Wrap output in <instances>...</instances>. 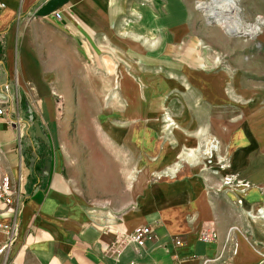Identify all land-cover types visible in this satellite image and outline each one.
I'll use <instances>...</instances> for the list:
<instances>
[{
  "label": "rangeland",
  "instance_id": "rangeland-1",
  "mask_svg": "<svg viewBox=\"0 0 264 264\" xmlns=\"http://www.w3.org/2000/svg\"><path fill=\"white\" fill-rule=\"evenodd\" d=\"M184 1L194 12L190 26L176 32L179 40L171 38L169 28H158L152 19L156 15L132 24L133 35H148L131 37L132 58L116 45L98 50L68 40L48 22L30 27L31 35L42 38L38 47L43 60L54 66L55 81L63 83L61 97L53 95L56 118L47 132L54 137L56 153H63L61 171L71 195L95 219L120 215L135 205L141 186L194 166L208 175L213 200L223 204L232 226L255 253L248 264H264V220L251 217L264 208V200L244 204L248 188L257 183L264 192V185L255 174L243 180L238 173L244 169L234 160L239 146L251 143L253 135L260 139L246 157L250 164L264 158V25L256 37L228 33L197 7L206 0ZM251 7L252 12H238L244 23L264 17V0H254ZM176 17L183 21L187 14ZM136 26L140 29L134 33ZM46 39L53 44H44ZM191 45L195 60L185 53ZM30 129L42 144L33 125ZM27 140L23 138L24 146ZM216 140L215 150H220L210 166L204 155ZM231 238L236 254L239 242Z\"/></svg>",
  "mask_w": 264,
  "mask_h": 264
},
{
  "label": "crops",
  "instance_id": "crops-1",
  "mask_svg": "<svg viewBox=\"0 0 264 264\" xmlns=\"http://www.w3.org/2000/svg\"><path fill=\"white\" fill-rule=\"evenodd\" d=\"M48 1L0 0L4 4L0 8V87L15 97L12 114L19 113L23 119L19 129L0 116V180L4 174L10 176L18 201L17 212L12 210L17 202L11 208L0 201V264H248L253 261L255 253L246 238L236 230L230 231L233 217L226 214L220 201L213 200L205 181L209 179L206 173L185 165L176 177L141 186L133 207L100 221L71 195L68 179L61 171L63 153L61 150L56 153L54 137L47 132L56 118L54 96L62 90L63 83L55 81L54 66L43 60L38 47L43 44L42 38L31 35L30 27L48 22L49 28L54 27L68 40L98 50L103 44L116 45L132 58L131 37L140 40L148 36L133 35L130 28L133 23H141L145 16L149 19L150 14L156 15L152 19L158 28H169L171 38L179 40L176 32L190 26L193 7L184 0H69L57 8L62 13L58 20L53 14L37 15ZM253 2L240 0L241 9L252 12ZM180 12L187 14L183 21L177 20ZM138 29L140 26H136L134 33ZM47 41L44 44H53ZM185 53L187 58L196 59L192 45ZM34 114L39 115L35 119L42 123L48 136V141L43 140L42 144L38 138L31 137L29 119ZM25 137L28 140L24 146ZM259 139L253 135L251 143L239 146L241 152L236 153L234 160L238 169H244L238 173L244 175L243 180L255 174L256 181L264 185V158L250 164L246 157L247 150L254 148ZM44 153L52 159L49 172H44ZM254 184L256 187L248 188L245 193L246 206L264 200V192ZM15 219L17 237L8 251H3L7 225ZM211 223L219 236L205 241L200 231ZM142 224L153 228L152 236L143 245L122 239L123 234ZM231 237H237L239 242L236 254ZM177 239L181 242L177 243ZM6 256L9 263L5 262Z\"/></svg>",
  "mask_w": 264,
  "mask_h": 264
},
{
  "label": "built area",
  "instance_id": "built-area-1",
  "mask_svg": "<svg viewBox=\"0 0 264 264\" xmlns=\"http://www.w3.org/2000/svg\"><path fill=\"white\" fill-rule=\"evenodd\" d=\"M2 7H4V4L0 2V8H2ZM51 14H53L54 17L58 20H60L62 18V13L60 10L56 9ZM57 95L59 98L61 97L60 94H57ZM14 100H15V97L12 94H9L7 91H5L4 87L1 86L0 87V116L5 117L12 125L19 127V129H20L21 122L23 121V119L19 113L12 114L15 111V109L13 108ZM34 121H35V119L33 118V116H31V118L29 119L30 126H32L34 124ZM22 136H23V132L20 131L19 137L21 138ZM207 141H208V139H207ZM207 141L204 144V146H205L204 149L207 148ZM219 150L214 151L213 148H209L206 151L204 156L206 157L207 161H210V162H208V163H210V166H212V163H213L214 158H215V154H216V152H219ZM217 165H219V164H217ZM16 194H17V189H16V187L14 188L12 186L11 181H10V176L8 174H4L2 176V179L0 180V201L10 205L11 208L14 205V203L17 202V205H15V207L13 206V208H12V210L15 212H17V210H18V208H17L18 207V201H16V199H15ZM262 215H263V213L260 212L259 209H257L256 213L251 214V217L253 218V221H259L260 219L264 220V217H262ZM235 229H238V227L237 226H231L230 227V231L235 230ZM5 234H6V239H5V242L3 243L1 248L3 251H8V249L10 248L11 244L16 239L17 234H18V221H17V219H15L11 223L10 226L7 225V229L5 231ZM152 234H153L152 226L150 224H142V225L135 227L130 233L123 234L122 239L125 240L128 238V239H131L132 241L136 242L138 245H143L152 236ZM218 236L219 235H218L217 228L215 227V225H213V223L206 224L200 231V237L205 241L215 240L218 238ZM229 236H230V234H229ZM176 242L180 243L181 240L177 239ZM5 262L9 263V259L7 256L5 258ZM129 264H139V263L131 262ZM142 264H152V263L146 262V263H142ZM178 264H180V263H178Z\"/></svg>",
  "mask_w": 264,
  "mask_h": 264
},
{
  "label": "bare ground",
  "instance_id": "bare-ground-1",
  "mask_svg": "<svg viewBox=\"0 0 264 264\" xmlns=\"http://www.w3.org/2000/svg\"><path fill=\"white\" fill-rule=\"evenodd\" d=\"M197 7L201 8L204 11V13L209 17V19L211 18V19L216 20L220 24V26L222 28L224 27L225 31H227L228 33L243 32V33H247V34H250L251 36L256 37V35L261 32L262 27L264 25L263 16L256 17L254 19V22L252 23H244L243 21H241V18L238 13L242 11L241 6H240V0L199 1L197 3ZM232 11L237 12V15L236 16L232 14L230 15L229 12H232ZM167 122H171V118H168ZM229 139H231V136L229 137ZM214 142L216 143L217 140ZM218 147H219L218 143H216L213 146L214 150ZM260 212L263 213L262 217H264V208H262Z\"/></svg>",
  "mask_w": 264,
  "mask_h": 264
},
{
  "label": "water",
  "instance_id": "water-1",
  "mask_svg": "<svg viewBox=\"0 0 264 264\" xmlns=\"http://www.w3.org/2000/svg\"><path fill=\"white\" fill-rule=\"evenodd\" d=\"M69 0H50L48 1L40 10L37 12L38 16H48L51 15L53 11H55L59 6L66 3ZM35 128V135L37 137L42 138L44 141H47L48 138L43 129L42 123L39 120H35L33 124ZM52 159L50 157L45 160L44 172H49L51 169Z\"/></svg>",
  "mask_w": 264,
  "mask_h": 264
},
{
  "label": "trees",
  "instance_id": "trees-1",
  "mask_svg": "<svg viewBox=\"0 0 264 264\" xmlns=\"http://www.w3.org/2000/svg\"><path fill=\"white\" fill-rule=\"evenodd\" d=\"M45 158H46V156L44 155V156H42V160H44L45 161ZM44 165V167H45V164H43Z\"/></svg>",
  "mask_w": 264,
  "mask_h": 264
}]
</instances>
